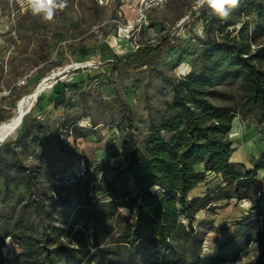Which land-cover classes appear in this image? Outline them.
Segmentation results:
<instances>
[{
  "label": "rangeland",
  "instance_id": "374dc122",
  "mask_svg": "<svg viewBox=\"0 0 264 264\" xmlns=\"http://www.w3.org/2000/svg\"><path fill=\"white\" fill-rule=\"evenodd\" d=\"M141 1L67 0L46 20L26 0H0V240L7 236L0 264H157L128 244L135 212L125 200L109 204L116 173L106 165L123 167L126 154L145 152L152 129L172 121L177 87L189 74L210 72L206 54L225 26L232 36L244 28L246 52L264 74V0L251 13L239 0L226 21L207 6L195 10L194 0H163L139 24ZM161 43L148 66L116 64ZM182 63L192 71L181 77ZM226 74L221 68L206 98L233 118L224 135L229 169L247 184L206 174L189 198L209 193L208 200L193 233L181 216L186 233L175 244L193 264H264V218L252 210L264 194V170L256 169L264 167V110L249 102L244 77ZM128 182L121 174L114 184Z\"/></svg>",
  "mask_w": 264,
  "mask_h": 264
},
{
  "label": "trees",
  "instance_id": "16d2710c",
  "mask_svg": "<svg viewBox=\"0 0 264 264\" xmlns=\"http://www.w3.org/2000/svg\"><path fill=\"white\" fill-rule=\"evenodd\" d=\"M261 3L259 0H243L242 9L251 13ZM229 26L219 30L220 39L210 42L211 48L206 54L212 62L210 72L206 76L189 74L184 83L179 84L172 103L177 115L172 121L151 130L152 136L146 144L145 152L134 150L126 154L128 156L123 167L106 165L107 169L116 173L110 187L113 200L109 204L114 207L117 202L125 200L131 211L135 212V221L129 226L133 229L132 240L128 244L138 246L142 253L157 264L194 263L195 258L186 261L175 239L182 232L186 233L185 226L180 224L182 215H187L193 233L192 222L203 208V203L208 200L209 193L203 198L191 199L189 193L205 180L206 174L220 173L228 179V185L233 182L237 185L247 184V178H243L233 168L229 169L232 143L224 135L231 131L233 118L227 116V113H221L206 98L205 90L212 85L221 68L222 71L224 68L227 77H244L249 86V102L262 104L264 110V74L253 64L256 57L248 56L246 52L244 28L232 36L226 34ZM166 45L161 43L154 47L138 48L134 54L118 60L116 64L124 70H138L157 59ZM165 132L169 136H163ZM201 164L203 172L197 167ZM256 169L264 170V167ZM121 174L128 177L129 182L117 186L114 181ZM253 175L252 170L246 173V177ZM91 182L94 181L90 179L86 182L87 187ZM243 195L242 199L247 194ZM231 199L230 195L223 198ZM252 210L256 217L264 218V194L254 200ZM5 238L7 236L0 240V251L5 247ZM213 261L217 262L218 259Z\"/></svg>",
  "mask_w": 264,
  "mask_h": 264
},
{
  "label": "clouds",
  "instance_id": "9594fccd",
  "mask_svg": "<svg viewBox=\"0 0 264 264\" xmlns=\"http://www.w3.org/2000/svg\"><path fill=\"white\" fill-rule=\"evenodd\" d=\"M27 8L33 15L44 14L46 20H51L56 9H63L66 7L67 0H26ZM239 4V0H194L193 8L198 10L207 6L213 13H215L222 21L228 20L231 12ZM197 34L204 35L203 25L198 26ZM192 71L187 64H180L176 69L177 76H185ZM242 207H249L250 203L247 200L242 201ZM182 219V218H181Z\"/></svg>",
  "mask_w": 264,
  "mask_h": 264
},
{
  "label": "built area",
  "instance_id": "2783aa9c",
  "mask_svg": "<svg viewBox=\"0 0 264 264\" xmlns=\"http://www.w3.org/2000/svg\"><path fill=\"white\" fill-rule=\"evenodd\" d=\"M163 0H142L137 8L136 21L140 24L146 13L161 5ZM230 135V134H229Z\"/></svg>",
  "mask_w": 264,
  "mask_h": 264
},
{
  "label": "bare ground",
  "instance_id": "6f19581e",
  "mask_svg": "<svg viewBox=\"0 0 264 264\" xmlns=\"http://www.w3.org/2000/svg\"><path fill=\"white\" fill-rule=\"evenodd\" d=\"M135 1H137V0H135ZM124 31H125V30H124ZM116 41H117V42H118V41H124V37L120 38L119 40L117 39ZM201 166H203V164H201Z\"/></svg>",
  "mask_w": 264,
  "mask_h": 264
},
{
  "label": "water",
  "instance_id": "95a60500",
  "mask_svg": "<svg viewBox=\"0 0 264 264\" xmlns=\"http://www.w3.org/2000/svg\"><path fill=\"white\" fill-rule=\"evenodd\" d=\"M68 70H69V69H68ZM66 71H67V70H66ZM64 72H65V71H64ZM64 72H63V73H64ZM23 118H24V117L21 118L20 123L18 124V126L21 125V124L23 123ZM16 128H17V127H16Z\"/></svg>",
  "mask_w": 264,
  "mask_h": 264
},
{
  "label": "crops",
  "instance_id": "0c3cea01",
  "mask_svg": "<svg viewBox=\"0 0 264 264\" xmlns=\"http://www.w3.org/2000/svg\"><path fill=\"white\" fill-rule=\"evenodd\" d=\"M231 158V157H230ZM231 160V159H230ZM237 162H239V161H236V163H233V164H238ZM232 163V162H231ZM249 171H251L252 170V168L251 169H248ZM226 203H227V201L228 200H224Z\"/></svg>",
  "mask_w": 264,
  "mask_h": 264
}]
</instances>
